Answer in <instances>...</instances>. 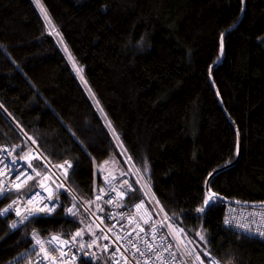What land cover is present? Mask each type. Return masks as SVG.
I'll use <instances>...</instances> for the list:
<instances>
[{"label": "trees", "instance_id": "trees-1", "mask_svg": "<svg viewBox=\"0 0 264 264\" xmlns=\"http://www.w3.org/2000/svg\"><path fill=\"white\" fill-rule=\"evenodd\" d=\"M40 1L91 94L33 2L0 0V145L21 156L29 139L51 164L70 162L68 185L89 202L106 168L127 166L118 135L190 240L223 264H264L263 241L222 224L227 204L264 207V0ZM207 185L219 199L198 213ZM11 200L1 197L0 211ZM59 201L52 217L17 230L0 215V264H44L34 232L81 230L66 214L73 196Z\"/></svg>", "mask_w": 264, "mask_h": 264}, {"label": "built area", "instance_id": "built-area-1", "mask_svg": "<svg viewBox=\"0 0 264 264\" xmlns=\"http://www.w3.org/2000/svg\"><path fill=\"white\" fill-rule=\"evenodd\" d=\"M26 141L28 149L21 156L10 146L0 145V158L4 160V163L0 164V181H3L8 188L13 189L12 191L6 190L4 195H0V198L10 195L12 200L9 204H12L14 200L18 201L17 205H14L13 209L8 212L13 217L12 223L15 221L18 224L15 229L11 227L12 230L19 229L32 218L52 217L60 209L59 199L65 192L72 196L75 195L67 182L71 168L68 169L65 176L63 168H58L51 164L33 142L29 139H26ZM9 152L12 154L9 155ZM13 157L16 159V165L10 171L4 165H10ZM29 163L35 167L40 176H34L33 180L23 184V187L17 192L10 181L22 183L26 176L21 175L20 180H15L16 171L18 169L21 172L27 171L31 174L32 170L27 167ZM61 164H64V162ZM124 181H127V183L125 184ZM41 183L44 185L43 188L40 187ZM61 184L64 187L57 189V185ZM144 186L145 184L137 179L135 174H119L118 172L110 178H104L91 201L84 202L75 195L76 203L91 216L101 232L99 250L101 253L106 254L107 264H200L196 259L197 255L204 261V264H211L213 259L219 261L210 255L205 256L204 250L198 253L187 244L181 245L179 243L178 224L172 221L164 210H161L162 206L158 201H155L158 207L152 204V199ZM113 188L115 191H112ZM49 190L59 192L58 204L60 206L56 207L55 212L51 215L40 214L30 217L28 221L20 224V218L15 215V208L20 207L23 212L28 198L34 192H40L42 196L47 197L50 194ZM121 191L125 192L126 195H118ZM138 194L141 195L140 199L133 201V196ZM97 196L100 199H97ZM36 200H39V197ZM108 200H111V203H105ZM77 204L76 207L78 206ZM117 204L120 206L118 207ZM136 205H141V207L137 208ZM27 206L32 207V205ZM92 206L99 207L103 211L95 212L92 210ZM225 218L230 219L231 223L225 224ZM222 224L228 230L245 234L264 242V237L258 235L259 232L264 231V207H241L227 204ZM239 225L246 226L250 231L245 232L244 228L239 227ZM38 237L44 242L51 236L38 235ZM62 238L70 239V237L64 236ZM81 244L85 245V247L81 248ZM92 244V240L77 238L76 243L61 246L62 251L66 255L61 256L60 251H50L49 256L56 257L55 264H79L83 257L91 256L94 248H97L94 245L92 249ZM149 244L152 246L151 251L148 249ZM88 245H91V247H88ZM33 246L38 250L44 264H53L51 258H43L44 254L40 252V246L36 244L34 238ZM44 246L45 248L50 247L46 243ZM141 252L144 253L143 256L140 254ZM220 264L223 263L220 262Z\"/></svg>", "mask_w": 264, "mask_h": 264}, {"label": "snow or ice", "instance_id": "snow-or-ice-1", "mask_svg": "<svg viewBox=\"0 0 264 264\" xmlns=\"http://www.w3.org/2000/svg\"><path fill=\"white\" fill-rule=\"evenodd\" d=\"M37 3L39 5V0H37ZM39 7H40V10H41L42 14L44 15L45 19L48 21V23H51V20L48 17V14H47L46 10L43 8L42 5H39ZM65 51L66 52L68 51L67 48H65ZM222 51H223V44L221 42V52ZM69 59H72L73 67L76 69L77 73L82 72V69L76 66V62L71 57L70 53H69ZM81 79H83V77H81ZM108 126L110 128L112 127L110 122H109ZM113 134L116 135L115 134V129H113ZM116 139L117 140L119 139L118 135L116 136ZM33 143H35V141H33ZM17 147H19V146H17ZM5 151H7V150L5 149ZM11 154L12 153L9 152V155H11ZM3 163H4V160L2 158H0V164H3ZM15 165H16V159H15V157H13V159L11 160V164L10 165L5 164L4 166L9 168V170L11 171V169L14 168ZM27 167L32 170L31 174H29L27 171L21 172L18 169L16 171L15 180H20L21 179V175H25L26 176V179L24 181H22V183H15V181H10V183L13 184V186H14V188H15V190L17 192L20 191V189L23 187V184H26L28 181L33 180L34 176H37V177L40 176V173L36 171L35 167H33V165L31 163H29L27 165ZM57 167L58 168H63L64 172H65V176H66L68 169H70L72 167V165H71L70 162L65 161L64 164L57 165ZM145 171H147L146 167H145ZM209 175L211 176L212 173H210ZM45 178H47V177H45ZM124 183L126 184L127 181H124ZM40 187L41 188L44 187L43 183L40 184ZM63 187L64 186L62 184L61 185H57V189L63 188ZM6 190L7 191H12L13 189L12 188H8L4 184L3 181H0V195H4ZM112 191H115V189L113 188ZM49 193L50 194L47 197H44V196L41 195L40 192H34L28 198L23 212L21 211L20 207H16L15 208V215L20 218V221H19L20 224H23L25 221H28L30 217H35V216L40 215V214L51 215L52 213L55 212L56 207L60 206L58 204L59 192L58 191L49 190ZM118 195L124 196V195H126V193L121 191L120 193H118ZM37 197H39V200H36ZM97 199H100V197L97 196ZM216 199H219L217 194L211 192V190L209 189V193L207 194L206 198L203 201V206L198 207L196 209V211L198 213H204L206 208L210 209L213 206V203H214V201ZM75 200H76V196L73 195V201H75ZM34 201H35V203H34ZM17 203H18V201L14 200L12 202V204H9L2 211H0V215L8 213L10 210L13 209L14 205H17ZM105 203H111V200L105 201ZM27 205H32V207H28ZM117 206L119 207L120 205L117 204ZM136 207L139 208V207H141V205H136ZM75 208H76V204L73 203L71 207H68L66 209V214L71 215V216H76L77 212L74 210ZM161 210H163V209H161ZM101 211H103V209H101ZM224 222H225V224H230L231 220L228 219V218H225ZM145 223H147V221H145ZM11 227L14 228V229L17 228L18 227L17 222L14 221L11 224ZM169 227H171V225H169ZM239 227L244 228L245 232H249L250 231V229H248L244 225H239ZM141 231H143V229H141ZM81 235H82V231L75 232V234H73L70 237V239H63L62 236L53 235L48 240L42 242L39 239L38 234L34 232L33 233V238L36 240V244L40 246V252L44 254L43 258L44 259L51 258L53 264H55L56 257H54V256L50 257L49 256L50 251H60L61 252V256L66 255V253H64L62 251L61 246H68L70 244L76 243L77 237H80ZM197 235L200 236V239L202 241L205 240V236L203 234L197 233ZM258 235H260L261 237H264V231L259 232ZM45 243L48 244L50 247L49 248H45V246H44ZM92 243L94 244L95 241H92ZM80 247L84 248L85 245L81 244ZM88 247H91V245H88ZM169 247H171V245H169ZM148 249H149V251L152 250V246L150 244L148 245ZM165 250H167V249H165ZM117 251H119V249H117ZM140 254L142 256L144 255L143 252H141ZM204 255L207 256L209 254L207 252H205ZM196 259L200 262V264H204V261L200 259L199 255L196 256ZM211 264H220V262L213 259L211 261Z\"/></svg>", "mask_w": 264, "mask_h": 264}, {"label": "rangeland", "instance_id": "rangeland-1", "mask_svg": "<svg viewBox=\"0 0 264 264\" xmlns=\"http://www.w3.org/2000/svg\"><path fill=\"white\" fill-rule=\"evenodd\" d=\"M31 1L33 2L35 8L37 9V12H38V14H39V16H40L45 28L47 29L48 33L53 37V39L55 40V42L58 45L59 49L62 51V53L67 58V60H68V62L70 64L73 72L77 75L78 79L80 80L82 85L85 87L87 93L91 94L89 89H88V87H87V85H86L85 79L83 77V73L82 72L77 73L76 69L73 67L72 59H69V53L70 52H69L66 44L64 43L63 39L61 38L60 34L58 33L57 29L53 26L52 23H48V21L45 19L44 15L42 14V12L40 10V7H39V5H42L41 1L39 0V5L37 3V0H31ZM43 8H44V6H43ZM65 48H67V50H68L67 52L65 51ZM76 66L79 67L77 64H76ZM81 77H83V79H81ZM93 102L96 104V108H98V110H99V106H98L97 102L95 101V99H94ZM115 142L118 145V148H119L120 152L122 153L123 159H124V161H125L127 166L122 168L123 171L121 173H120V171H117L115 169L106 168L105 172H104L105 173V179L112 177L113 175H115L118 172H119V174H127V173L128 174H131V173L135 174L136 178L139 179L142 183L145 184L144 188L146 189L147 193L151 197L152 204L155 207H158L157 202H155L156 200L154 199V196H153V194L151 192V189H150L149 185H147V183L145 182L142 173L139 170H137L133 166V164H131V161H130V159L128 157V154L123 149V147L120 146L121 144L119 143V141L117 139H115ZM81 209H83V208L80 205H78L75 208V211L77 212V215L76 216H70V217H74V218L76 217L82 223V228L80 230V231H82V235L80 237H77V238H86L87 235H89L91 238H93L92 241H95V243L92 244V249H93L94 245L97 247V248H94L93 254L98 253V255L101 256L102 253L99 250V247H100L99 245H100V242H101V235L98 233L99 228L96 225V223L93 221V219H91V218L89 219V217H88L89 214L87 212H85L84 209L83 210H81ZM178 227H179V236H180L179 237V243L181 245L187 244L190 247H192L196 252L201 253L200 251H203V249L201 247H199L196 243H194L192 240H190L187 237L184 229L181 226L178 225ZM182 239H183V241H182Z\"/></svg>", "mask_w": 264, "mask_h": 264}, {"label": "crops", "instance_id": "crops-1", "mask_svg": "<svg viewBox=\"0 0 264 264\" xmlns=\"http://www.w3.org/2000/svg\"><path fill=\"white\" fill-rule=\"evenodd\" d=\"M104 178H105V173L103 172V174H102V180H104Z\"/></svg>", "mask_w": 264, "mask_h": 264}, {"label": "water", "instance_id": "water-1", "mask_svg": "<svg viewBox=\"0 0 264 264\" xmlns=\"http://www.w3.org/2000/svg\"><path fill=\"white\" fill-rule=\"evenodd\" d=\"M223 39H224V38H223ZM207 189H209V188H208V185H207Z\"/></svg>", "mask_w": 264, "mask_h": 264}]
</instances>
